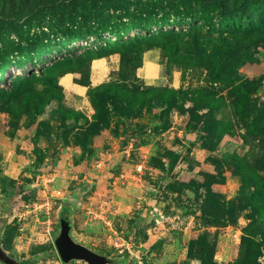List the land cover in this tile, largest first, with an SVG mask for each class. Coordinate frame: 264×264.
<instances>
[{
    "label": "rangeland",
    "instance_id": "obj_1",
    "mask_svg": "<svg viewBox=\"0 0 264 264\" xmlns=\"http://www.w3.org/2000/svg\"><path fill=\"white\" fill-rule=\"evenodd\" d=\"M195 1L207 15L173 23L188 0H0L11 258L55 263L67 217L112 264H264V161L243 159V135L264 130V0ZM131 20L147 26L121 33ZM85 24L100 35L74 39Z\"/></svg>",
    "mask_w": 264,
    "mask_h": 264
},
{
    "label": "trees",
    "instance_id": "obj_2",
    "mask_svg": "<svg viewBox=\"0 0 264 264\" xmlns=\"http://www.w3.org/2000/svg\"><path fill=\"white\" fill-rule=\"evenodd\" d=\"M194 0H188V2H186V5H178L177 7L168 10L167 15L168 17H172V22L173 23H177L178 21H186L188 20L190 23L195 21V17L197 16V14L201 17L207 15V13L203 10H196L193 6L194 4H192ZM195 2H199L198 0H196ZM196 15V16H195ZM134 20H131L130 24H128L122 31L126 32L128 29L133 28V27H143V26H147L141 23H134L132 22ZM167 22H163V24H165ZM148 25H152V24H148ZM81 34H87L90 36H98L100 35L97 29H94L93 26L90 25H82L80 26V28H77V32H75L74 34V39H78ZM161 49L163 51H165V53H167V58H166V62H165V68L166 71H169L171 66L173 64H175L174 62V58L172 57V55H170L169 52V48L167 46L161 45ZM22 47H21V43L16 42V46H13L11 48V52L12 53H21ZM139 54H141V51L136 52V56L139 58ZM5 59H2V62H4L3 64V68H6L8 65V62ZM194 65V70H198V66ZM182 67V72L185 73L187 67L186 66H181ZM127 79H130V77L134 75V71L133 69L130 70L129 74H126ZM123 77V78H124ZM213 83H217V81L215 79L212 80ZM218 83L220 84L218 87V90L221 92L223 91V89L225 88L226 84H225V80L220 79L218 81ZM92 103L95 107V109L97 110L98 107L95 104L96 102L94 101L93 98H91ZM255 126V123L252 125V127ZM243 141L245 143L246 146H248V150L245 153V155L243 156V159L247 162V166L248 167H256L257 165H259L260 163H262L264 161V130H261V128L256 127V129L254 130H249L247 131L244 135H243ZM254 169V168H253ZM213 195V194H211ZM210 196V195H209ZM67 215V211L66 210H61L60 215ZM114 263V262H113ZM133 263H135L133 261ZM132 263V264H133Z\"/></svg>",
    "mask_w": 264,
    "mask_h": 264
},
{
    "label": "water",
    "instance_id": "obj_3",
    "mask_svg": "<svg viewBox=\"0 0 264 264\" xmlns=\"http://www.w3.org/2000/svg\"><path fill=\"white\" fill-rule=\"evenodd\" d=\"M54 249L62 263L68 264L71 261H83L86 264H112L109 257L99 255L87 247L73 241L70 235V224L67 217L59 219V233L54 239ZM1 264H19L11 258L0 246Z\"/></svg>",
    "mask_w": 264,
    "mask_h": 264
},
{
    "label": "built area",
    "instance_id": "obj_4",
    "mask_svg": "<svg viewBox=\"0 0 264 264\" xmlns=\"http://www.w3.org/2000/svg\"><path fill=\"white\" fill-rule=\"evenodd\" d=\"M36 205L37 204H34V207H36ZM45 204H43V205H41V206H44ZM41 206H39V207H41ZM47 214H48V212H47ZM46 224L48 225V227H49V221L48 222H46ZM46 228L44 231H45V233L46 234H50V228ZM118 238H113V242H111L112 243V245L115 247V248H117L118 246H121L122 244H118ZM54 243V242H53ZM125 249L128 251V253H130V250H129V248H128V246H125ZM131 254V253H130ZM132 256V255H131ZM53 264H64V263H62L61 262V260L59 259V257H58V255H57V253H56V261H55V263H53ZM68 264H86L85 262H83V261H71V262H69ZM134 264V263H133Z\"/></svg>",
    "mask_w": 264,
    "mask_h": 264
},
{
    "label": "flooded vegetation",
    "instance_id": "obj_5",
    "mask_svg": "<svg viewBox=\"0 0 264 264\" xmlns=\"http://www.w3.org/2000/svg\"><path fill=\"white\" fill-rule=\"evenodd\" d=\"M20 264V263H19Z\"/></svg>",
    "mask_w": 264,
    "mask_h": 264
}]
</instances>
